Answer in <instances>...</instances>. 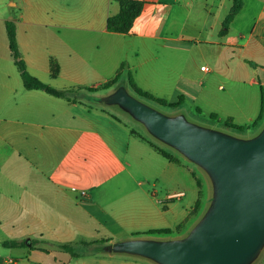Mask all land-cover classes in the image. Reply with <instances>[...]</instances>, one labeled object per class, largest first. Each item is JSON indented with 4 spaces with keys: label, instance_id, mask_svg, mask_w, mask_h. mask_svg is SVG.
Segmentation results:
<instances>
[{
    "label": "crops",
    "instance_id": "crops-1",
    "mask_svg": "<svg viewBox=\"0 0 264 264\" xmlns=\"http://www.w3.org/2000/svg\"><path fill=\"white\" fill-rule=\"evenodd\" d=\"M71 1L0 0L12 11L8 18L0 9V264H158L104 247L115 239L185 235L209 203L208 176L158 144L180 162L164 157L101 97L132 74L143 90L179 102L174 113L207 121L205 115L225 128L231 119L248 128L229 131L256 133L264 124L253 125L264 96V0H244L225 32L233 0H144L131 33L107 28L119 0ZM7 20L32 75L85 90L90 101L25 88ZM52 59L60 66L56 78ZM117 76L115 86L101 89ZM165 228L174 232L134 235ZM100 232L106 238L98 240Z\"/></svg>",
    "mask_w": 264,
    "mask_h": 264
},
{
    "label": "water",
    "instance_id": "water-1",
    "mask_svg": "<svg viewBox=\"0 0 264 264\" xmlns=\"http://www.w3.org/2000/svg\"><path fill=\"white\" fill-rule=\"evenodd\" d=\"M144 124L150 134L200 167L211 199L181 237H132L105 245L158 264H254L264 251V124L241 136L166 114L118 85L101 97Z\"/></svg>",
    "mask_w": 264,
    "mask_h": 264
},
{
    "label": "trees",
    "instance_id": "trees-1",
    "mask_svg": "<svg viewBox=\"0 0 264 264\" xmlns=\"http://www.w3.org/2000/svg\"><path fill=\"white\" fill-rule=\"evenodd\" d=\"M120 2V10L117 14L111 15L109 16L108 20H107V28L109 31L112 32H120V33H131L134 27V24L136 22V20L139 18V16L142 14L144 7H145V1L144 0H119ZM244 4V0H233V6L230 10V13L228 14V16L226 17L224 23H223V29L222 32H225L226 29L229 27V24L231 23V21L233 20V18L235 17V15L241 10V8L243 7ZM6 28H7V35H8V39H9V45L14 57V61L15 64L17 65L22 79H23V83L25 88L27 89H39V90H43L51 95L57 96V97H63L66 98L67 100H73L72 96L73 93L75 91V89L73 88H69V89H60L57 88L47 82L42 81L41 79L37 78L36 76L32 75L26 66L25 60L23 59L20 50H19V46H18V41H17V33H16V25L14 23V21L11 20H7L6 21ZM254 66H256L257 64L252 63ZM60 73V66L59 63L55 60L52 59L51 60V75L52 77L56 78ZM118 80V76L115 77L114 79L106 82L105 84L102 85L101 89H109L113 86H115V84L117 83ZM129 86L132 88V90L137 93L140 97H143L147 100L153 101L161 106H167V107H174L177 106L179 104V102H168L166 99L163 98H159L156 97L155 95H153L152 93L143 90L142 88H140L132 74H130L129 77ZM90 90H97V89H93L90 88ZM213 118H217V116L215 114H212ZM264 120V96H263V100H262V108H261V112L259 114V116L257 117V119L255 120V122L253 123V125L258 124L260 121ZM224 124L227 128H231V129H236V130H245L248 128V126L246 125H237L235 123L232 122L231 119H227L224 121ZM132 133H136L135 130H131ZM144 140H146L153 148H155L158 152H160L164 157H166L167 159L171 160V161H175V162H180L179 158L174 155L173 153L159 147L157 144H155V142L150 141L146 138H144ZM195 178L197 181V185L200 189L199 194L202 197L203 196V183L202 180L200 178L197 177V175L195 174ZM202 206V199L199 198L197 200V208H201ZM174 231L170 228H165V229H154V230H148L142 233H135L134 235H169L171 233H173ZM108 242V240L105 241H94L90 244H98V243H105ZM7 245H17L18 243L11 241V242H6ZM63 248L65 249H69V245L64 244L61 245Z\"/></svg>",
    "mask_w": 264,
    "mask_h": 264
},
{
    "label": "rangeland",
    "instance_id": "rangeland-1",
    "mask_svg": "<svg viewBox=\"0 0 264 264\" xmlns=\"http://www.w3.org/2000/svg\"><path fill=\"white\" fill-rule=\"evenodd\" d=\"M3 1V0H2ZM72 2V4H74V3H77V0H72L71 1ZM1 9V11H3V15L4 16H8V18H10V16H11V14H12V11H9V9L7 10H5L4 9V6L3 7H1L0 8ZM1 23V22H0ZM119 85H125V86H127L128 87V89L130 90V92L131 93H133L134 95H136L137 97H139V98H141V100H144L147 104H149V105H151V106H153V107H155V108H157L158 110H160V111H162V112H164V113H166V114H174V111L170 108V107H167V106H161V105H159V104H157V103H155V102H153V101H150V100H147V99H145V98H143V97H140L137 93H135L133 90H132V88L129 86L130 84L128 83V82H126V81H122V82H120V84ZM89 92H87V91H85V90H76V91H74V93H73V96H76V98H78V99H82V100H89L90 101V99H91V96H89ZM111 108H112V110L115 112V113H117L118 115H120L121 117H123L127 122H128V124L130 125V126H132V127H134L135 129H137L139 132H141L142 134H145V135H147L148 137H150L151 139H153V141H155L156 142V144L158 145H162V146H164V147H166V148H168V149H172V150H174L173 148H171L170 146H168V145H166L165 143H162L161 141H159V140H157V139H155L151 134H150V132L147 130V128L144 126V124L143 123H141V122H139V121H137V120H135L133 117H131L130 115H128L127 113H125L124 111H122L119 107H117V106H111ZM194 113H196L195 111H193ZM197 114V113H196ZM186 115H187V117H188V120H190V121H193V122H196V123H199V124H201V125H204V126H209V127H212V128H216V129H223V130H227L228 132H231V133H233V134H236L235 132H232V131H229L227 128H225V127H221L220 125H209V123H207L208 122V120H211V119H209L207 116H205V115H201L202 117H204V118H206L207 119V121H204L202 118L201 119H197V118H195V117H193L194 115H192V113H186ZM216 122V121H215ZM238 135V134H237ZM241 136H243V135H241ZM244 136H249V135H244ZM195 168V167H194ZM196 169V171L198 170L197 168H195ZM199 175H201V174H199ZM203 175V174H202ZM207 179V178H206ZM138 180H141L140 182H143V179L142 178H137L136 179V182H138ZM208 186H209V190H208V201H210V199H211V194H212V189H211V184H210V182H208ZM161 190V189H160ZM197 194H196V191H195V189L193 188V189H191V191H190V196H196ZM123 235H126V233H124ZM104 238L105 236L104 235H102V232H100V233H98V236L96 237L98 240L100 239V238ZM106 238V237H105ZM108 238V237H107ZM117 238H119V237H117ZM116 240H122V239H115V241ZM98 244H100V243H98ZM263 253V252H262ZM8 254V253H7ZM262 255V254H261ZM261 257V256H260ZM260 257H259V259H260ZM259 259L258 260H256V262H254V264H258L259 263Z\"/></svg>",
    "mask_w": 264,
    "mask_h": 264
},
{
    "label": "built area",
    "instance_id": "built-area-1",
    "mask_svg": "<svg viewBox=\"0 0 264 264\" xmlns=\"http://www.w3.org/2000/svg\"><path fill=\"white\" fill-rule=\"evenodd\" d=\"M201 68L203 70H206V71H208L210 69L207 65H203ZM81 194H82V196H86L87 192L86 191H82Z\"/></svg>",
    "mask_w": 264,
    "mask_h": 264
}]
</instances>
